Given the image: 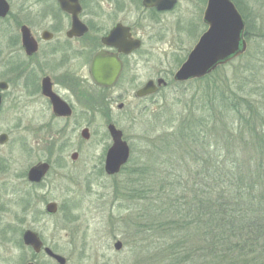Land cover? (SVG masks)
<instances>
[{
    "label": "rangeland",
    "instance_id": "1",
    "mask_svg": "<svg viewBox=\"0 0 264 264\" xmlns=\"http://www.w3.org/2000/svg\"><path fill=\"white\" fill-rule=\"evenodd\" d=\"M8 1L13 15L28 7L40 17V6H46L50 0ZM237 2L250 26L247 51L218 68L207 81L190 85L175 84L173 75L207 29L203 23L207 0H179L167 15V42L151 64L163 72L146 70L137 75L142 82L162 74L169 84L150 99L138 102L137 118L117 121L131 147L128 168L149 167L135 179L127 171L114 179L102 171V155L110 139L102 122L95 120L89 121L92 139L83 144L85 157L77 163L70 161L63 169L56 167L43 185L32 187L25 172L39 156L22 148L18 131L14 130L17 121H0V133L10 136L9 142L0 146L6 164V168L0 169V264H26L31 259L30 252L22 246V233L27 229L40 233L46 245L65 257L67 264H221L213 255V251L218 252L216 248L205 246L210 238L206 236L204 222L196 223L195 215L181 200L189 195L183 188L186 184H177L164 193L159 186H152L147 173L155 170L163 174L161 165H152L153 144L172 130L170 124L181 121L187 108L193 106L194 96H202L207 84H217L225 95L235 99L255 102L264 116V0ZM5 32L6 26L0 22V51ZM3 77L0 55V81ZM217 128L219 131L221 126ZM212 134L221 138L217 131ZM258 162L261 160L254 159L252 166L256 168ZM172 172L174 179L179 177L177 165ZM128 190L138 192L134 195ZM49 202L59 205L56 216L42 215ZM170 229V235L163 234ZM118 241L123 244L120 251L114 247ZM41 261L52 264L47 259Z\"/></svg>",
    "mask_w": 264,
    "mask_h": 264
},
{
    "label": "flooded vegetation",
    "instance_id": "2",
    "mask_svg": "<svg viewBox=\"0 0 264 264\" xmlns=\"http://www.w3.org/2000/svg\"><path fill=\"white\" fill-rule=\"evenodd\" d=\"M6 2L9 10L5 17H0V22L6 26L0 51L4 75L0 81V121L8 118L17 121L14 130L18 131L22 148L39 156L25 172L27 182L35 188L41 186L56 167L63 169L70 161L77 163L85 157L83 144L92 139L89 121L95 120L102 122L110 139L102 155V171L106 174V158L113 146L110 126L121 130L123 140L128 143L117 121L137 118L138 102L150 99L169 84L162 74L142 82L137 74L146 70L163 72L151 66L152 59L166 45V17L179 0L170 11L148 7L146 0H78L79 25H75L73 13L63 10L58 0L41 5L40 17L36 10L28 7L13 15L12 4ZM99 57L102 63L97 71H120L113 84L103 79L96 81L93 70ZM160 79L167 85L159 87L155 94L138 96L150 81L158 84ZM138 84H141L139 88ZM86 131L88 139L83 136ZM9 140L8 133H0V146H5ZM2 158L0 151V169L3 170L6 164ZM42 165L48 166L42 181L30 182V170ZM118 175L106 174L111 179ZM50 203L57 205L55 214L47 212ZM58 212L59 205L49 202L42 215L52 217ZM28 230L36 232L27 229L22 233L23 246L31 254L26 264L47 262L41 261L42 258L59 264L45 252L46 248L53 249L46 245L40 233L36 232L42 242L40 252L24 244L23 235Z\"/></svg>",
    "mask_w": 264,
    "mask_h": 264
},
{
    "label": "trees",
    "instance_id": "3",
    "mask_svg": "<svg viewBox=\"0 0 264 264\" xmlns=\"http://www.w3.org/2000/svg\"><path fill=\"white\" fill-rule=\"evenodd\" d=\"M244 18L249 38L250 26ZM205 87L202 96H194L193 106L187 108L181 121L170 124L172 130L153 144L152 165H161L163 174L150 170L148 179L164 193L186 184L183 188L189 195L181 200L195 215L196 223L204 222L210 238L205 246L216 248L213 255L217 263L264 264V116L255 102L225 95L217 84ZM253 158L261 160L256 168ZM176 165L179 177L174 179ZM129 168L127 165L122 172H129L134 179L149 169ZM131 191L127 192H138ZM172 231L164 230L163 234Z\"/></svg>",
    "mask_w": 264,
    "mask_h": 264
},
{
    "label": "water",
    "instance_id": "4",
    "mask_svg": "<svg viewBox=\"0 0 264 264\" xmlns=\"http://www.w3.org/2000/svg\"><path fill=\"white\" fill-rule=\"evenodd\" d=\"M63 10L72 12L75 25H79L78 13L80 5L78 0H58ZM178 0H146V5L156 6L159 10H172ZM6 0H0V17H5L8 12ZM204 23L208 26L207 31L201 36L198 43L189 53L187 60L182 64L174 75L177 83L189 82L195 79H202L212 74L220 66L226 65L232 60L243 55L247 50L245 39L246 22L236 5L231 0H208L204 12ZM26 44L28 43L25 40ZM101 58L96 59L93 75L96 81H106L114 83L120 71L104 72L97 71L102 63ZM102 67V66H101ZM105 83V82H101ZM166 81L160 79L158 84L150 81L143 89L138 92L139 97L155 94L159 87L166 86ZM110 134L113 138V146L107 154L105 172L109 176L117 175L130 160L131 150L126 141L123 140V132L115 126H110ZM83 136L88 139V132ZM48 170V166L42 165L30 170L28 179L33 183H40ZM49 214L57 212V205L50 203L47 206ZM23 242L26 246L32 247L34 251L40 252L42 242L39 235L33 231H26L23 235ZM116 251L123 248L122 242L118 241L114 245ZM45 252L49 257L56 260L59 264H66V259L50 248Z\"/></svg>",
    "mask_w": 264,
    "mask_h": 264
}]
</instances>
